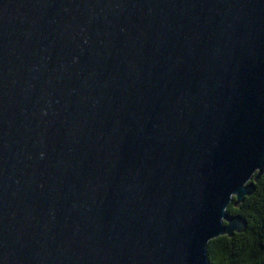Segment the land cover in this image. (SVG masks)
I'll return each instance as SVG.
<instances>
[{"label":"water","instance_id":"1","mask_svg":"<svg viewBox=\"0 0 264 264\" xmlns=\"http://www.w3.org/2000/svg\"><path fill=\"white\" fill-rule=\"evenodd\" d=\"M264 177V0H0V264H207Z\"/></svg>","mask_w":264,"mask_h":264},{"label":"trees","instance_id":"2","mask_svg":"<svg viewBox=\"0 0 264 264\" xmlns=\"http://www.w3.org/2000/svg\"><path fill=\"white\" fill-rule=\"evenodd\" d=\"M227 213L245 222V231L208 243L207 264H264V177L242 204H230Z\"/></svg>","mask_w":264,"mask_h":264}]
</instances>
